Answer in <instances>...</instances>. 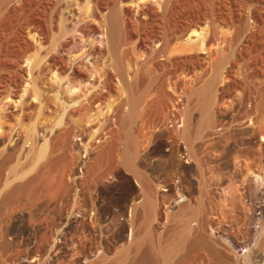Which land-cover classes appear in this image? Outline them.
<instances>
[{
	"label": "rangeland",
	"instance_id": "1",
	"mask_svg": "<svg viewBox=\"0 0 264 264\" xmlns=\"http://www.w3.org/2000/svg\"><path fill=\"white\" fill-rule=\"evenodd\" d=\"M67 3L73 2L7 1L6 6L15 9L8 17L5 34L0 33L4 36L0 50L6 60H12L0 74L13 77V60L26 53L14 46L16 11L32 6L49 8L51 13ZM252 3L172 0L154 26L172 48L161 64L149 61L144 48L137 47L128 17L123 15L121 56L128 77L132 79L138 63L144 65L145 74L156 79L128 128L114 111L115 99L128 96L125 87L114 91L107 104L87 118L78 107L85 90L71 85L65 70L60 72L64 79L59 77L57 83L50 75L36 76L41 102L24 123L31 126L36 122L38 146L6 167V179L0 183V264H155L149 242L137 246L135 238L147 234L153 243L162 231L168 241L171 233L183 226L184 215H176L181 202H189L192 208L204 205L208 232L219 245L223 240L220 224L227 220L236 235L228 239L232 261H246L250 242L240 240V229L251 213L246 194L249 186L259 197L252 221L255 230L264 220V141L252 121L255 111L264 118V96H260L264 91V19L259 26L253 25L247 16L254 8ZM83 10L89 13L87 3ZM227 20L232 23L228 25ZM62 24L46 25L48 35L39 49L27 51L29 59L45 61L48 48L69 35ZM194 30L202 31L201 38L187 41ZM243 32L249 34L246 42L241 39ZM176 50L187 57L203 55V64L180 58ZM72 57L85 63L91 75L97 74V66L104 62L116 61L112 52L93 53L84 45L73 48ZM210 79L216 81V88L206 104L196 90ZM228 84L232 88L223 92L222 87ZM129 109L126 104L123 112ZM66 126L75 130L71 139L82 148L68 150L63 139L60 149L51 153L46 148L50 145L47 133ZM105 127L112 131L106 150H90L89 145L100 142L98 135ZM7 128H0V148L9 139L4 132ZM128 129L142 143L135 165L143 179L122 164ZM52 155L59 161L43 169L41 179L19 195H8L19 175L38 174L41 163ZM14 168L17 174L12 172ZM148 193L153 206L146 211L142 204ZM188 252V246L180 247L175 264L187 261Z\"/></svg>",
	"mask_w": 264,
	"mask_h": 264
},
{
	"label": "bare ground",
	"instance_id": "2",
	"mask_svg": "<svg viewBox=\"0 0 264 264\" xmlns=\"http://www.w3.org/2000/svg\"><path fill=\"white\" fill-rule=\"evenodd\" d=\"M7 1L0 0L1 35L5 34L8 20H10L8 17L15 9L14 6L8 8L6 6ZM20 1L25 2L26 0ZM84 1L90 8L87 14L83 10V5L86 4ZM84 1L72 0L73 3H67L65 8L59 6L62 9H58L53 7L55 10H58L51 13H49V8H45L47 7L46 5L43 7L45 8L44 10L42 8L38 9V7H25L27 5H23L25 8L19 6L23 10L22 12H18L20 11L18 9L16 11L18 19L17 21L15 20L16 22L13 26V33L15 35L14 46L19 49L24 48L26 53L24 52V54L13 60L12 66H14L16 72V74L13 73V75L15 74L13 77L0 74V81L3 80L0 84V128L8 127L4 132L9 134L8 141L4 142L5 145L0 148V183L6 179H4V169L6 167L16 160L19 161L23 155L30 154L38 146L36 122L31 126L24 123V119L32 117L37 102H41L40 96L42 94L40 86L35 82L36 76L43 77L50 75L54 78V82H56L64 79L60 77V72L65 70L66 80L71 85H79L80 91L85 90V97H83L84 99L81 98L83 100L78 107L83 110V114L86 117L101 109L105 103L107 104V101L112 98L114 91L125 87L128 91V96L126 98L118 97L115 99L114 111L122 125L128 128V125L139 115V106L146 100L156 79L153 76L145 74L144 65L138 63H135L132 79L128 77L121 56L123 15L128 17L131 35L135 38L137 47L144 48L149 61L161 64V58L172 50L171 46L164 40L163 35L154 29L156 19L161 15L164 16V12H167L172 0ZM252 1L254 8L247 13V16L253 20V25L257 27L260 25L261 19H264V0ZM59 21H63L61 28L64 32H68L69 35L60 43L58 42L57 45L54 44L51 48H48L44 62H41L39 58L34 59V61L29 59L27 51L41 46L48 35L47 26H54ZM231 23V20H227L228 25ZM1 35L0 38H3L4 36ZM201 36L202 31L194 30L186 40L189 42L197 41ZM248 38L249 34L243 32L241 35L242 42H246ZM55 40L56 38L54 37ZM2 43L4 44L3 41ZM80 45L86 46V49H90L93 53L106 54L112 52L116 61L113 63L104 62L101 66H97V68L100 67L98 69L99 72L96 70L97 74L95 72V74L93 73L94 75H91L85 63L72 57V49ZM15 50L18 51V49ZM175 53H178L179 57L184 60L190 59L191 61H195V65L197 66L203 64V55L196 54L187 57L183 55L184 52H177L176 50ZM8 59H5L3 50H0V69L4 68L5 64L12 60L8 61ZM195 68L193 67V69ZM2 69L0 71H3ZM8 69L6 72H8ZM7 74L9 75V73ZM215 88L216 81L214 79L204 81L202 86L196 90V95L202 102L207 104ZM231 88L232 85L228 84L222 87V91L226 92ZM78 93L76 91L75 94L78 95ZM260 96H264V91L261 92ZM126 104L130 105V109L124 113L123 109ZM51 105L52 103H49V110H51ZM252 121L253 125L259 130L261 140L264 141V118L260 116L258 111H255ZM111 133L112 131L109 128H102L98 135L100 142H91L92 144L89 145L90 150L95 152L105 151L108 146L107 140L111 136ZM74 134L75 130L67 126L66 128L53 129L47 133L50 145L46 148H49L51 153L56 152L60 149L63 139L66 140L65 145L68 150L82 148L80 144L72 141L71 137ZM126 141V147L122 151V164L127 170L143 179V175L135 165V160L142 143L129 129L127 130ZM58 161V157L49 156L39 166L38 174L29 176L25 174L19 175L17 178L19 181L10 188L8 195H19V193L41 179V171L43 169L56 164ZM12 170L14 174L18 173V169L14 168ZM246 194L248 197L247 206L250 209L249 213H251L245 221L243 229H240L242 231L240 240L250 242V253L244 263L232 261L231 252L233 249L228 239H234L236 235L234 236L231 227L226 222L227 220L222 219L220 224L223 240L220 241L219 245L208 232V220L205 215L204 205L192 208L189 202L177 203L176 215H184L183 226L180 230L173 231L168 241L164 239L163 232L159 231L155 242L152 243L149 235L140 234L136 236L135 244L138 246L139 244H144L143 242H149L150 247H147H149L148 250L152 253L155 264H175L174 257L182 246H188L189 252L187 261L180 264H264V220L260 222V227L257 230L252 226L257 209L256 203H259V197L251 186L247 188ZM152 206L153 198L148 193L142 207L146 211H149ZM193 222L194 226H192ZM253 241H255L254 245L251 244ZM126 254L121 255V259Z\"/></svg>",
	"mask_w": 264,
	"mask_h": 264
}]
</instances>
